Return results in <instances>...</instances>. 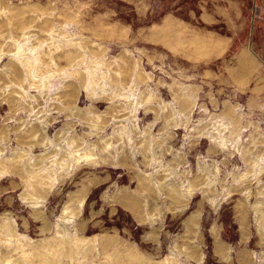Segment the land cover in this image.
<instances>
[{
  "label": "rangeland",
  "instance_id": "374dc122",
  "mask_svg": "<svg viewBox=\"0 0 264 264\" xmlns=\"http://www.w3.org/2000/svg\"><path fill=\"white\" fill-rule=\"evenodd\" d=\"M0 264H264V0H0Z\"/></svg>",
  "mask_w": 264,
  "mask_h": 264
},
{
  "label": "bare ground",
  "instance_id": "6f19581e",
  "mask_svg": "<svg viewBox=\"0 0 264 264\" xmlns=\"http://www.w3.org/2000/svg\"><path fill=\"white\" fill-rule=\"evenodd\" d=\"M21 48V47H20ZM21 50V49H20ZM23 50V49H22ZM20 52V51H19Z\"/></svg>",
  "mask_w": 264,
  "mask_h": 264
}]
</instances>
